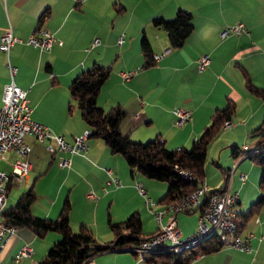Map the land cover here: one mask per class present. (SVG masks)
Wrapping results in <instances>:
<instances>
[{
  "label": "crops",
  "instance_id": "1",
  "mask_svg": "<svg viewBox=\"0 0 264 264\" xmlns=\"http://www.w3.org/2000/svg\"><path fill=\"white\" fill-rule=\"evenodd\" d=\"M178 10L192 15L191 35L181 48L172 49L168 57L144 68L143 37L147 38L153 55L170 47L165 32L155 28L152 20L173 19ZM236 24H243L247 32L227 39L220 37L223 28ZM8 28L21 41L11 47L9 61L16 68L15 84L26 91L31 119L69 143L89 128L71 101L68 87L94 63L111 71L101 87L97 105L104 111L116 106L125 111L120 131L131 141L144 143L158 137L168 149H189L209 125L213 112L223 108L227 99L235 102L236 111L230 120L231 127L221 129L214 139L211 155L215 143H221V149L236 146L242 157L244 148L252 149L260 140L251 132L264 119V105L245 89L241 70L247 72L256 87L264 90V0H86L79 5L73 0H0V35ZM37 28L47 29L62 45L53 44L49 51L42 52L26 45L24 41ZM122 34L123 43L118 46L117 39ZM94 39L99 40V45L90 48ZM201 55H208L210 63L199 73L196 62ZM6 64V55L0 52V104L3 88L9 82ZM122 71L136 74L123 81ZM177 107L191 112V119L180 127L173 125V111ZM24 142L31 151L26 157L29 176L22 183L27 186L33 179L30 187L37 197L31 207L33 215L55 220L68 198L71 230L77 232L80 226H87L100 246L116 240L108 229V220L121 222L138 213L144 235H152L159 229L155 214L167 211L170 202H161L167 186L137 172L131 175L123 158L111 154L102 140L89 138L86 152L75 156L51 155L45 144L31 136H26ZM13 159V154L5 155L0 162L4 171L9 170L8 162ZM56 159H70V168H58ZM245 159L244 156L230 163L233 170L227 169L230 170L227 181L222 174V186L220 181H211L207 171L204 174L210 191L226 187L237 195L235 216L247 213L260 197L248 171L244 182L239 179L244 173H238V168ZM108 169L120 181V187L106 185ZM43 175L59 180L50 195L39 192L34 184ZM138 183L150 202L138 194ZM16 185L9 186L4 210ZM89 193L95 198H87ZM42 199L45 205L36 202ZM199 214L198 210L177 214L168 211L160 223L175 218L182 238H186L194 233ZM235 221L237 225L243 222L242 218ZM239 236L248 239L251 253L236 250L226 239L219 251L197 256L190 264H264V204L246 219ZM58 241L60 236L55 233L39 239L28 229H17L4 246L1 264H37ZM23 245L30 246L32 254L16 262L14 258ZM148 257L110 249L97 253L85 264H148Z\"/></svg>",
  "mask_w": 264,
  "mask_h": 264
},
{
  "label": "trees",
  "instance_id": "2",
  "mask_svg": "<svg viewBox=\"0 0 264 264\" xmlns=\"http://www.w3.org/2000/svg\"><path fill=\"white\" fill-rule=\"evenodd\" d=\"M122 10H118V13ZM191 20L192 15L189 12L178 10L173 19L156 18L152 20V24L155 28L165 32L172 49H179L193 31ZM141 50L144 57L143 67H152L154 65L153 53L146 37L141 39ZM241 71L245 80V89L254 97L261 99L264 105V90L251 82L244 69ZM110 72L109 67L94 63L88 69L81 71L68 87L71 101L76 104L82 120L89 128V131L87 130L89 132L88 139H100L111 154L120 155L130 169L131 175L137 172L147 179L165 183L167 192L161 202H171L189 194L197 188L198 184L183 179L175 167L204 177V165L209 147L221 131L222 124L227 120L230 121L233 117L236 111L235 102L227 99L223 108L213 112L209 125L203 129L189 149L180 148L178 152L168 149L158 137L146 143L134 142L122 135L120 131V124L126 116L125 111L118 106L109 111H104L97 105V97ZM252 134L258 135L260 138L254 147L260 151L249 154L248 150L244 153L246 159L260 168L258 180L260 197L250 205L247 213L235 216V219L242 218L243 220L238 225V231L246 219L257 213L264 204V119L261 125L251 132ZM239 153L236 146L230 148V154L233 158L238 159ZM215 166L220 169L223 176H226L227 181L230 170L222 168L217 163ZM225 189L226 187L211 190L208 195L222 193ZM36 198L33 188L30 187L20 195L12 207L2 212L1 222L16 229H28L35 233L39 239H43L48 233H55L60 236V241L52 245L37 264H85L97 253L110 249L125 250L151 236L142 233L140 216L138 213H133L121 222L108 220V229L116 240L111 245L100 246L96 243L92 230L87 226H80L77 232L71 230L69 225L71 204L68 198L64 199L55 220L40 218L32 214L31 207ZM205 204L206 198H204L199 209ZM199 209L194 211H199ZM225 244L224 240L211 237L189 248L182 249L179 253H153L149 255L146 262L148 264H190L197 256L215 253Z\"/></svg>",
  "mask_w": 264,
  "mask_h": 264
},
{
  "label": "built area",
  "instance_id": "3",
  "mask_svg": "<svg viewBox=\"0 0 264 264\" xmlns=\"http://www.w3.org/2000/svg\"><path fill=\"white\" fill-rule=\"evenodd\" d=\"M86 0H73L77 5ZM247 30L243 24L226 26L220 32L222 39L237 37L246 33ZM21 42L17 39L8 28L0 35V52L6 55L7 69L9 74V82L4 86L0 104V162L5 159L8 153L13 154L14 159L8 162L9 170L0 169V264L2 260V251L6 242L13 236L17 229L13 226L3 224L1 222V214L4 211V204L9 186L12 184H20L25 182L29 176L30 165L26 161V157L31 148L24 142L26 136L33 137L38 143L45 144V150L51 155L56 153H66L70 156L82 155L86 152V142L89 132L86 131L82 135L74 138L72 142H67L62 136L54 135L49 129L42 124L34 122L31 119L32 110L28 105L26 91L19 88L15 82L16 68L9 61V51L13 44ZM26 45L39 49V51H49L53 44L62 45L47 29L37 28L31 32L24 41ZM123 43V34L117 39V45ZM99 45V40L94 39L90 48ZM172 52V48L168 47L161 54L153 55V63H158L162 59L168 57ZM210 58L208 55H201L196 62V71L203 72L209 65ZM136 74V71H122L120 77L123 81H128ZM174 126L180 127L191 119V112L184 107H177L173 111ZM230 121H225L221 129L225 130L231 127ZM176 152L180 148L175 149ZM249 154L258 153V149L244 148ZM56 165L60 169H69L71 166L70 159H56ZM175 169L179 175L185 180L196 182L195 188L189 194L182 198L173 200L169 203L164 211L155 214V219L159 229L150 237L138 242L136 245L130 246L125 250L136 255L148 256L156 252L179 253L182 249L189 248L204 239L218 237L222 240H229L231 247L243 253H251L252 249L248 239H242L239 236L238 225L235 221L233 208L237 201V195L230 193L228 189L219 194L208 195L210 190L204 181V177H200L188 170H181L177 166ZM107 186L120 187V181L113 175L112 170H106ZM241 182L246 180L245 174H240ZM137 192L142 196L145 202H150L147 192L142 184H136ZM87 198H95L92 193L86 195ZM206 198V204L199 209ZM199 209V217L197 227L193 234L186 238H182L178 229L176 219L171 217L165 224L160 221L165 212L190 213ZM32 254V248L23 245L18 250L14 260L19 262L28 259Z\"/></svg>",
  "mask_w": 264,
  "mask_h": 264
},
{
  "label": "rangeland",
  "instance_id": "4",
  "mask_svg": "<svg viewBox=\"0 0 264 264\" xmlns=\"http://www.w3.org/2000/svg\"><path fill=\"white\" fill-rule=\"evenodd\" d=\"M213 142L211 143L209 150L207 152V159L204 165V174L206 175V171H207V175L208 177H210L211 181H214V182L220 181L219 185L222 186L223 185L222 173L220 169L215 166V163L219 164V166H221L222 168L233 170V167L230 166V163H232L233 160L236 162L242 160L245 155L242 157L240 156L241 158L239 157L238 159H233L229 155L230 148L221 149V143H215V150L213 151V154L211 155V148L213 146ZM2 163L0 164L1 170L5 169ZM240 171L243 172L244 174H246L247 173L246 171H248L251 175L250 180L252 179V181L256 182V185L258 186L260 168L257 165L253 164L248 159H245L240 163V166L238 168V173ZM253 177H254V180H253ZM32 182H33V179L30 181L29 185L27 186H25L24 183H20L18 184L19 186L16 185L15 187H13L10 195L7 198L8 199L7 208L12 207L16 203L20 195L29 189ZM155 182L160 183L159 181H155ZM58 183H59L58 178H51L50 175H43L41 176V178H38V180L34 184L37 186L39 192L43 193L44 195H50V193L54 192ZM160 184H164V186H166V184L163 182H161ZM36 202L40 205H45V201L43 199L37 200ZM5 206H6V202L4 205V209H5ZM196 227H197V224H196Z\"/></svg>",
  "mask_w": 264,
  "mask_h": 264
}]
</instances>
